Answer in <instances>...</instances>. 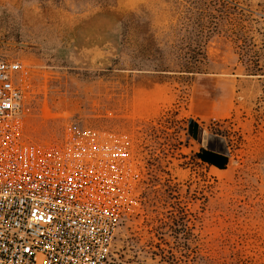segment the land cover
I'll return each mask as SVG.
<instances>
[{"label":"rangeland","instance_id":"1","mask_svg":"<svg viewBox=\"0 0 264 264\" xmlns=\"http://www.w3.org/2000/svg\"><path fill=\"white\" fill-rule=\"evenodd\" d=\"M0 58L30 71L27 138L138 160L107 264H264V0H0Z\"/></svg>","mask_w":264,"mask_h":264},{"label":"built area","instance_id":"2","mask_svg":"<svg viewBox=\"0 0 264 264\" xmlns=\"http://www.w3.org/2000/svg\"><path fill=\"white\" fill-rule=\"evenodd\" d=\"M28 68L0 58V264H107L140 206L141 166L119 140L70 133L41 146L23 131Z\"/></svg>","mask_w":264,"mask_h":264},{"label":"water","instance_id":"3","mask_svg":"<svg viewBox=\"0 0 264 264\" xmlns=\"http://www.w3.org/2000/svg\"><path fill=\"white\" fill-rule=\"evenodd\" d=\"M189 132L192 134V136L195 138L197 137V133H198V125L195 121H193L192 119H190L189 121Z\"/></svg>","mask_w":264,"mask_h":264}]
</instances>
